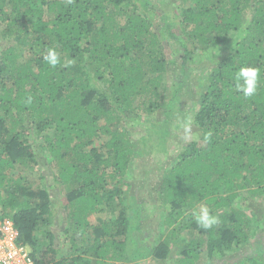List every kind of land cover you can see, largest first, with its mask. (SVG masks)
<instances>
[{"label":"trees","instance_id":"16d2710c","mask_svg":"<svg viewBox=\"0 0 264 264\" xmlns=\"http://www.w3.org/2000/svg\"><path fill=\"white\" fill-rule=\"evenodd\" d=\"M163 4L0 0V223L35 264H198L250 242L238 264H264L250 204L264 197V0ZM241 68L258 70L252 96ZM179 128L190 140L174 154ZM151 154L163 156L152 239L137 193L148 181L132 188ZM201 205L212 228L195 220Z\"/></svg>","mask_w":264,"mask_h":264},{"label":"rangeland","instance_id":"374dc122","mask_svg":"<svg viewBox=\"0 0 264 264\" xmlns=\"http://www.w3.org/2000/svg\"><path fill=\"white\" fill-rule=\"evenodd\" d=\"M171 0H156V2L159 3H166L170 2ZM168 7H171L170 3H168ZM164 5V4H163ZM203 63V62H202ZM200 64H195L193 67H197ZM158 119L163 120V116L161 115L158 117ZM174 119H172L173 121ZM135 134L138 133H143V127H138L135 129ZM189 131L187 129H182L179 128L175 130V133L172 134V138L168 143V149L169 151L173 152L174 154L178 153L180 148L182 147L183 144L187 143L190 140L189 136ZM163 156H155V154H151L149 156H145L144 159H138L135 164L133 165L134 171H136L134 174L133 178V190L137 188L139 185V179H143V184L145 181H148L146 184L145 188L141 189L138 191V200L139 202L143 203L145 213H147V218L145 221L147 222L146 229L149 233V237H153L152 234H156L159 231V219H156L155 217L152 216V207L155 205V192L152 190V186L156 183L158 177L161 175V167H162V160ZM161 160V161H160ZM32 177L35 176V174L31 175ZM260 202L253 201L250 203L252 205V208L255 209L256 214L258 216V222L260 223L261 227L264 228V197L260 198ZM157 201V200H156ZM257 201H259L257 199ZM57 205L53 208V211L55 212V217L52 219V225L51 229L52 231L58 235L61 231V229L64 227V222L65 218L63 214L61 213V196H59V200L55 201ZM197 208V207H196ZM149 213V215H148ZM152 217V218H149ZM98 218L105 220L109 218V213L108 212H102L99 215L96 214L94 217H92V221L90 222H96ZM152 239V238H151ZM254 243V242H253ZM252 242L249 243V247L242 249L241 251L237 252L234 255H230L221 259V260H211L210 262H206L204 254L199 258L198 264H238L240 263L239 261L248 255L255 254V247ZM174 250V249H173ZM170 257H174V253L171 254ZM148 264H169L166 263L165 261L163 262H152L148 260ZM175 262H172L171 264H174Z\"/></svg>","mask_w":264,"mask_h":264},{"label":"clouds","instance_id":"9594fccd","mask_svg":"<svg viewBox=\"0 0 264 264\" xmlns=\"http://www.w3.org/2000/svg\"><path fill=\"white\" fill-rule=\"evenodd\" d=\"M50 66H56L58 61V54L55 50H48L47 55L44 57ZM71 61H69V64ZM258 78V70L255 68H241L237 74V79L243 80V84H237L236 87L242 90L245 97L255 94L256 84ZM196 222L204 229H209L218 223V218L211 215L207 206L201 205L198 212L193 213Z\"/></svg>","mask_w":264,"mask_h":264},{"label":"built area","instance_id":"2783aa9c","mask_svg":"<svg viewBox=\"0 0 264 264\" xmlns=\"http://www.w3.org/2000/svg\"><path fill=\"white\" fill-rule=\"evenodd\" d=\"M17 235L10 221L0 223V264H35L28 248L16 243Z\"/></svg>","mask_w":264,"mask_h":264}]
</instances>
